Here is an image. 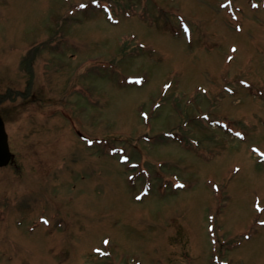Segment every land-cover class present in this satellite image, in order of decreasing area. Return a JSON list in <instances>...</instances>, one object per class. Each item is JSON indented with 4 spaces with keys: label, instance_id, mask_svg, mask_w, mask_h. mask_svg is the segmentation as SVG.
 Wrapping results in <instances>:
<instances>
[{
    "label": "rangeland",
    "instance_id": "rangeland-1",
    "mask_svg": "<svg viewBox=\"0 0 264 264\" xmlns=\"http://www.w3.org/2000/svg\"><path fill=\"white\" fill-rule=\"evenodd\" d=\"M0 109V264H264V0H0Z\"/></svg>",
    "mask_w": 264,
    "mask_h": 264
},
{
    "label": "water",
    "instance_id": "water-1",
    "mask_svg": "<svg viewBox=\"0 0 264 264\" xmlns=\"http://www.w3.org/2000/svg\"><path fill=\"white\" fill-rule=\"evenodd\" d=\"M12 158L8 134L5 129L4 121L0 115V167L7 165Z\"/></svg>",
    "mask_w": 264,
    "mask_h": 264
},
{
    "label": "snow or ice",
    "instance_id": "snow-or-ice-1",
    "mask_svg": "<svg viewBox=\"0 0 264 264\" xmlns=\"http://www.w3.org/2000/svg\"><path fill=\"white\" fill-rule=\"evenodd\" d=\"M234 51H235V49H234ZM45 223H47V221H45Z\"/></svg>",
    "mask_w": 264,
    "mask_h": 264
}]
</instances>
